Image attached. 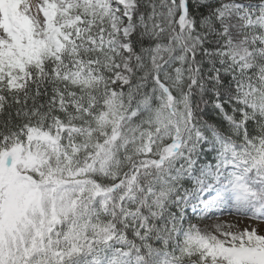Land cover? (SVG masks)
<instances>
[{"label":"snow or ice","instance_id":"6c2138e0","mask_svg":"<svg viewBox=\"0 0 264 264\" xmlns=\"http://www.w3.org/2000/svg\"><path fill=\"white\" fill-rule=\"evenodd\" d=\"M0 264H264V0H0Z\"/></svg>","mask_w":264,"mask_h":264},{"label":"trees","instance_id":"16d2710c","mask_svg":"<svg viewBox=\"0 0 264 264\" xmlns=\"http://www.w3.org/2000/svg\"><path fill=\"white\" fill-rule=\"evenodd\" d=\"M215 113H212L210 110H209V116H214Z\"/></svg>","mask_w":264,"mask_h":264}]
</instances>
